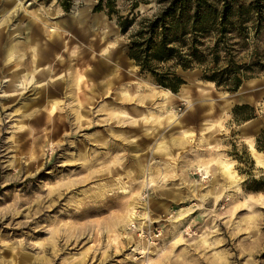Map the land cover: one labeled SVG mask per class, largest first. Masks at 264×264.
<instances>
[{
	"label": "rangeland",
	"instance_id": "374dc122",
	"mask_svg": "<svg viewBox=\"0 0 264 264\" xmlns=\"http://www.w3.org/2000/svg\"><path fill=\"white\" fill-rule=\"evenodd\" d=\"M97 2L0 0V264H264V73L228 92L177 69L172 93Z\"/></svg>",
	"mask_w": 264,
	"mask_h": 264
},
{
	"label": "trees",
	"instance_id": "16d2710c",
	"mask_svg": "<svg viewBox=\"0 0 264 264\" xmlns=\"http://www.w3.org/2000/svg\"><path fill=\"white\" fill-rule=\"evenodd\" d=\"M57 2L65 12L71 6V0ZM94 11L116 15L128 58L172 93L184 84L177 69L199 70L202 80L228 92L264 73V0H158L150 17L132 11L119 16L114 0H98ZM248 110L247 105L236 106L233 114L246 121L252 118L242 115ZM255 147L264 153V131ZM244 186L247 192L264 194V176L249 178Z\"/></svg>",
	"mask_w": 264,
	"mask_h": 264
},
{
	"label": "bare ground",
	"instance_id": "6f19581e",
	"mask_svg": "<svg viewBox=\"0 0 264 264\" xmlns=\"http://www.w3.org/2000/svg\"><path fill=\"white\" fill-rule=\"evenodd\" d=\"M82 16V14H80V17ZM76 23H78L80 20L78 19V20H74ZM60 36V34L57 32V31H53L52 33H51V41H53V38H58ZM48 53H47V51L46 52H43V53H41L40 55H39V59L38 60H36V61H34L35 62V64L36 63H39V62H41V61H43L44 59H46L47 57H48V55H47ZM105 57H110V54H106V56ZM58 61H61V59H58ZM50 72V71H49ZM116 77V76H115ZM116 79V78H115ZM119 80H117V82H118ZM120 82V81H119ZM121 85H123V84H121ZM135 87V86H134ZM120 88V87H119ZM121 89V88H120ZM137 90V89H136ZM123 92V91H122ZM120 93V92H119ZM202 93H204V92H202ZM127 94V93H126ZM154 94V93H153ZM151 95V94H150ZM127 96H129L128 94H127ZM133 96V95H132ZM136 97H138V99L139 100H141L142 101V98L144 99V97H140V96H136ZM153 98V97H152ZM128 100V99H127ZM135 100V99H134ZM146 101H151L150 99H146ZM249 149L250 150H252L253 148H252V144L251 143H249ZM256 161H259L258 159L256 160ZM260 162V161H259ZM260 164H261V162H260Z\"/></svg>",
	"mask_w": 264,
	"mask_h": 264
}]
</instances>
